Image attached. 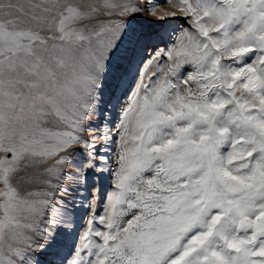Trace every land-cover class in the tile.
I'll list each match as a JSON object with an SVG mask.
<instances>
[{
  "label": "snow or ice",
  "instance_id": "6c2138e0",
  "mask_svg": "<svg viewBox=\"0 0 264 264\" xmlns=\"http://www.w3.org/2000/svg\"><path fill=\"white\" fill-rule=\"evenodd\" d=\"M0 264H264V0H0Z\"/></svg>",
  "mask_w": 264,
  "mask_h": 264
}]
</instances>
